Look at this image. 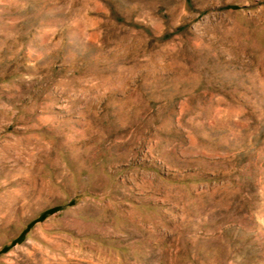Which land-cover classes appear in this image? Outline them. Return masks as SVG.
Instances as JSON below:
<instances>
[{
    "label": "rangeland",
    "instance_id": "rangeland-1",
    "mask_svg": "<svg viewBox=\"0 0 264 264\" xmlns=\"http://www.w3.org/2000/svg\"><path fill=\"white\" fill-rule=\"evenodd\" d=\"M6 221L0 264H264V0H0Z\"/></svg>",
    "mask_w": 264,
    "mask_h": 264
},
{
    "label": "bare ground",
    "instance_id": "bare-ground-1",
    "mask_svg": "<svg viewBox=\"0 0 264 264\" xmlns=\"http://www.w3.org/2000/svg\"><path fill=\"white\" fill-rule=\"evenodd\" d=\"M6 149H7V148H6ZM7 222H8V221H6V224H4V223L0 224V245L4 244V243L7 242V240H8L6 237H2V234H1V232H4L5 229H7V228H6L7 225H8ZM3 234H4V233H3Z\"/></svg>",
    "mask_w": 264,
    "mask_h": 264
}]
</instances>
